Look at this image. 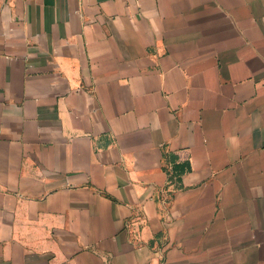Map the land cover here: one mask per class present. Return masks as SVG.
<instances>
[{
    "label": "crops",
    "instance_id": "1",
    "mask_svg": "<svg viewBox=\"0 0 264 264\" xmlns=\"http://www.w3.org/2000/svg\"><path fill=\"white\" fill-rule=\"evenodd\" d=\"M0 264H264V0H0Z\"/></svg>",
    "mask_w": 264,
    "mask_h": 264
}]
</instances>
